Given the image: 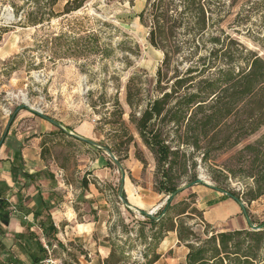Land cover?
I'll return each mask as SVG.
<instances>
[{"label":"rangeland","instance_id":"obj_1","mask_svg":"<svg viewBox=\"0 0 264 264\" xmlns=\"http://www.w3.org/2000/svg\"><path fill=\"white\" fill-rule=\"evenodd\" d=\"M49 1L0 0V105L6 111L5 124L19 106L29 105L59 120L73 131L100 142L109 132L115 135V129H120V124L112 116L118 100L126 111L124 120L135 139L128 150L119 149L118 152L125 173L124 191L132 206L152 210L156 214L166 203L167 196L154 190L156 161L129 121L130 108L126 100L131 76L138 75L143 87L151 89L164 59L163 51L149 43V18L141 21L138 16L147 0H88L82 8L70 14L63 12L67 0H58L55 6ZM173 1L182 8L185 0ZM262 2L238 0L232 5L231 0H208L217 21L214 20L213 24L210 22L204 37L217 35L219 29L223 28L224 32L237 38L248 49L258 51L264 57V49L258 41L264 36ZM217 13L223 15L220 22L218 19L221 16ZM32 20L42 22L32 24ZM193 36L194 32L181 33L184 40L193 39ZM74 39H80L79 55L66 51ZM184 50L187 55L191 45H185ZM173 72L169 71L168 76L171 77ZM18 117L21 118L17 121ZM41 118L23 108L16 115L12 126L17 121L15 129L25 131V128L34 126L39 132L41 128L38 121ZM6 125L0 128V139ZM48 126L55 132L46 136L43 156L46 161L57 163L63 170L59 172V177L66 183L62 185V191L67 195L65 204L58 211L54 209L60 230L59 238L67 246H57L52 250L54 258L61 260L57 264H79L64 253L66 248H70L81 259V264H97V244L104 240L105 227L115 224L114 233L110 234L109 231V234L116 243L126 248L124 264L144 262L143 239L132 229L138 230L137 220H144L145 217L137 210L131 215L119 198L122 173L116 163L105 151L66 133L57 132L58 128L50 122ZM85 127L94 128L92 135L84 134ZM32 134L33 131L29 135ZM262 135L264 126L240 145L217 153L207 164L201 162V155H195L197 175L202 182L187 188L175 201L194 193V205L207 209L204 215L195 213L186 219L198 236L206 239L213 232L242 227L260 229L257 225L264 221V196L249 204L245 203L249 217L254 222L251 227L249 217L227 192H242L252 179L239 170L238 177H233L227 167L237 170L240 162L235 156L239 150ZM105 141L115 143L110 138ZM137 150L146 159V164L136 156ZM99 157L111 160L112 165L105 162L98 167ZM84 178L90 184L87 188L82 187ZM83 193L87 198H83ZM90 193H93V199L88 198ZM120 217L124 219L123 223L129 224V236L121 230ZM79 223L83 225L78 226ZM204 223L209 225L207 233H204ZM34 228L32 231L41 235V230ZM146 231L150 232L148 227ZM7 238L8 241L15 240L14 235L9 234ZM187 251L184 244L176 245L164 253L158 264H186ZM258 253H262L261 257L264 258V249ZM16 255L21 259V264H31V260L16 246L0 247V264H9ZM85 256L95 259L94 262H86ZM262 263L257 260L253 264Z\"/></svg>","mask_w":264,"mask_h":264},{"label":"trees","instance_id":"obj_2","mask_svg":"<svg viewBox=\"0 0 264 264\" xmlns=\"http://www.w3.org/2000/svg\"><path fill=\"white\" fill-rule=\"evenodd\" d=\"M87 1L67 0L63 12L77 11ZM237 1L231 0L232 5ZM57 2L49 1L52 6ZM217 15L221 16L220 22L223 15ZM138 16L141 21L149 18V43L163 51L164 59L151 89L143 87L138 75L131 76L126 98L130 108L129 121L155 158L154 190L167 197L177 193L156 214L137 220L138 230L132 229L144 242L142 258L145 260L141 264H154L161 257L157 248L169 231H176L180 243L188 248L186 264H253L257 260L262 263L264 258L258 251L264 249V221L257 225L258 230L242 227L213 232L203 239L186 220L195 213L204 215V211L194 205L195 194L189 193L179 201L175 199L187 188L201 183L197 175L196 154L201 155V162L207 164L217 153L240 145L264 126V57L258 51L248 49L223 28L217 35L204 37L210 22L217 21L208 0H185L182 8L173 0H147ZM41 22L30 21L32 24ZM183 31L194 32V38L182 39ZM79 40L74 39L73 44L66 47L68 54H81ZM258 41L264 49V36ZM187 44L191 45V50L185 55ZM171 70L174 72L169 77ZM125 113L116 100L112 116L120 124V129H115V135L109 132L99 142L109 147L121 162L118 152L128 150L135 142L124 120ZM57 132L65 134L61 129ZM107 138L115 140V143H107ZM125 145L127 147L122 149ZM136 156L146 164L139 150ZM235 157L240 165L237 170L227 167L228 172L238 177L239 170L252 181L246 183L242 192L228 191V195L244 202L249 217L245 203L264 196V135L246 144ZM107 164L111 166L112 161L107 159ZM82 184L87 188L89 181L84 178ZM41 205L47 206L45 202ZM9 208V201L0 197V220L5 224L9 223ZM127 210L134 215L132 210ZM120 219L121 230L129 236V224ZM248 223L254 226L250 217ZM116 226L110 227V234L114 233ZM205 226L204 233H207L209 225L204 223ZM40 227L48 246H53L52 240L62 244L50 215L41 221ZM147 227L150 232L146 231ZM110 234L105 240L109 241L112 250L101 264H124L126 248L116 243ZM28 235L37 237L34 232ZM19 237L22 239L25 235ZM36 247L37 252L32 257L36 264H40L48 255V249L40 240ZM32 250L31 247L27 249L29 253ZM68 255L78 262L74 253L68 251Z\"/></svg>","mask_w":264,"mask_h":264},{"label":"crops","instance_id":"obj_3","mask_svg":"<svg viewBox=\"0 0 264 264\" xmlns=\"http://www.w3.org/2000/svg\"><path fill=\"white\" fill-rule=\"evenodd\" d=\"M5 118L6 111L4 107L0 105V128L2 125H6L5 122L7 120H5ZM19 118L21 117H18L17 121ZM40 120L41 121H38V126L41 128L39 132L34 126L25 128V131H21L20 128L15 129L14 125L17 123V121H15L0 148V197L6 198L10 203L9 223L5 224L0 220V247L16 246L31 260V264H36L32 254L37 252L36 246L40 240L43 246L48 249V255L43 260L51 258L55 263H61L60 258H54L52 254V250L54 251V248L57 246H66L59 238L60 230L55 220L56 211H54V209L58 211L59 207L65 204V200H67V195L62 191V185L66 183L62 182L63 179L59 177V172L61 173L63 170L58 164L53 162L49 163L43 156V148L46 145V143H44L45 138L53 132V129L48 126V121L42 118ZM84 129L85 135H92L94 132L93 127H85ZM31 131H33V134L29 135ZM105 162L107 161L103 157H99L97 159V166L101 167V163L104 165ZM89 185L90 184H88V186ZM97 188L99 190V187ZM83 198H87V195H84V193ZM88 198L93 199V193H90V197ZM43 202L46 203V207H42L41 203ZM91 204H93V202H91ZM239 207L241 206L239 205ZM200 209L204 211V214L208 212L205 207H200ZM47 215L51 216L57 228L56 236L62 243L60 245L58 242L52 240L53 246L50 247L47 244V240L43 237L40 223ZM24 219H28L29 221L25 222L23 221ZM81 225L83 224H78V226ZM34 227L41 230V235L32 231ZM109 229L110 227L107 225L105 227L106 234L103 242L97 244V264H101V261L108 258L111 253L112 249L109 241L105 240V238L109 236ZM30 232H34L37 237H30L28 235ZM9 234L14 235V241H8L7 236ZM21 234H24L25 238L21 239L19 237ZM180 244L177 232L169 231L157 248L161 257L154 264H158L162 261L165 252L172 250L176 245L180 246ZM29 247L33 249L30 253L27 251ZM68 251H70V248H66L64 253L68 254ZM17 258L19 257L16 255L14 257L15 260L10 261V263L21 264V259ZM77 258L78 263L81 264V259L78 256ZM86 259L85 261L89 263H93L95 260L88 259L87 257ZM41 262L40 264H42Z\"/></svg>","mask_w":264,"mask_h":264},{"label":"water","instance_id":"obj_4","mask_svg":"<svg viewBox=\"0 0 264 264\" xmlns=\"http://www.w3.org/2000/svg\"><path fill=\"white\" fill-rule=\"evenodd\" d=\"M23 108H26V109H29L30 111H32L33 113L37 114L38 116L42 117L43 119L49 121L50 123H52L55 127H57L58 129H61L63 130L66 134L80 140V141H83V142H86L94 147H97L103 151H105L109 157L114 161V163H116V165L118 166V169L121 171L122 173V179L120 181V187H119V198L121 199V201L124 203V205L129 208L130 210H132L133 212L135 210H137L139 213H141L144 217L145 216H148V215H153V211H146V210H143V209H139V208H136L135 206H132L130 201H128L127 197L124 196V190H125V173H124V167H123V164L122 162L118 159V157L115 155V153L107 146L95 141L94 139H91V138H88V137H85L75 131L72 130V128L64 125L63 123H61L59 120L55 119V118H52L46 114H44L40 109L38 108H34L32 106H29V105H21L19 106L11 115L6 127H5V130H4V133L0 139V148L2 146V144L4 143L7 135L9 134V130L11 128V125L16 117V115L18 114V112L23 109ZM199 182H202L201 179H199ZM228 193V192H227ZM176 192L173 193L172 195L168 196L167 197V200L169 199H173L175 196H176ZM233 198V197H232ZM235 201H237V203H239V205L241 206V208L243 209L245 215L248 217V214L245 210V207H244V202H242L241 199H238V198H234ZM167 202V201H166Z\"/></svg>","mask_w":264,"mask_h":264},{"label":"built area","instance_id":"obj_5","mask_svg":"<svg viewBox=\"0 0 264 264\" xmlns=\"http://www.w3.org/2000/svg\"><path fill=\"white\" fill-rule=\"evenodd\" d=\"M42 264H57V263H55L51 258H49V259H46V260H43L42 262H41ZM10 264H15V263H10Z\"/></svg>","mask_w":264,"mask_h":264}]
</instances>
